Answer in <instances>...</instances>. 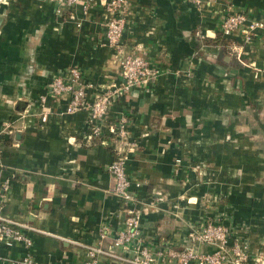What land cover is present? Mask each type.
Segmentation results:
<instances>
[{
	"label": "crops",
	"instance_id": "obj_1",
	"mask_svg": "<svg viewBox=\"0 0 264 264\" xmlns=\"http://www.w3.org/2000/svg\"><path fill=\"white\" fill-rule=\"evenodd\" d=\"M104 1L81 0L58 13L54 1L0 0L3 215L31 237L42 264H84L90 247L106 252L98 254L100 264H132L133 248L115 243L127 214L108 169L124 148L109 125L126 113L137 143L126 169L156 264H179L169 251L181 250L192 226L205 220L234 228L230 244L237 237L250 249L243 264H264V29L250 39L242 29L221 32L229 13L263 19L264 0H207L201 7L126 0L118 48L106 43ZM134 53L160 74L111 97L99 140H85L86 110L64 113L68 97L49 98L43 121L40 96L56 75L80 68L92 99L120 83V62ZM25 251L22 243L0 242V264Z\"/></svg>",
	"mask_w": 264,
	"mask_h": 264
},
{
	"label": "built area",
	"instance_id": "obj_2",
	"mask_svg": "<svg viewBox=\"0 0 264 264\" xmlns=\"http://www.w3.org/2000/svg\"><path fill=\"white\" fill-rule=\"evenodd\" d=\"M57 2L61 7L57 9L62 13V8H72L81 0H49ZM197 7H201L207 0H189ZM94 0H89V3ZM107 10V20L105 23L106 43L112 48L122 45L124 32L128 25L127 13L129 3L126 0H105ZM72 18H75L72 15ZM245 31V36L250 39V35L256 30L264 29V18L255 19L244 12L229 13L221 23V32L225 36H232L237 30ZM237 51L238 60L246 64L242 58V47L234 48ZM119 84H115L110 91L95 98H89L86 85L82 81L80 68L71 66L64 74L56 75L52 82L47 86V91L42 93L40 101L44 112L42 119H47L49 108L46 105L48 99L59 101L61 98L68 97L69 104L64 113L74 114L81 110L88 112L86 142L94 143L102 137L101 123L108 117L111 107V97L123 96L134 92L139 87H144L155 80L160 70L153 66L151 62L141 54H126L120 62ZM130 114H120L118 119L111 122L109 132L115 137L116 141L123 142V151L109 165V172L115 178V185L112 193L119 199L127 214L125 228L120 232L116 245L130 246L133 248L132 264H156V258L150 248L145 244V240L140 233V207L135 192L131 189L132 181L127 173V160L129 152L132 151L137 143L130 139L129 125ZM137 186H139L137 184ZM8 187V183H5ZM159 194H161L159 192ZM234 228L231 226L215 223L210 220L201 221L192 226L188 235V242L181 250L169 251L171 261L179 264H243L249 255V246L239 238H233ZM0 242L7 247L22 243L26 247L25 253L18 259L8 260V264H42L38 262L32 251L31 237L22 228L14 226L13 222L6 218L0 210ZM214 245L216 250L212 253H205L199 249V245ZM104 254L99 248L90 247L88 259L84 264H100L97 256Z\"/></svg>",
	"mask_w": 264,
	"mask_h": 264
},
{
	"label": "trees",
	"instance_id": "obj_3",
	"mask_svg": "<svg viewBox=\"0 0 264 264\" xmlns=\"http://www.w3.org/2000/svg\"><path fill=\"white\" fill-rule=\"evenodd\" d=\"M225 36V35H224ZM131 117V116H130ZM131 119V118H130Z\"/></svg>",
	"mask_w": 264,
	"mask_h": 264
},
{
	"label": "rangeland",
	"instance_id": "obj_4",
	"mask_svg": "<svg viewBox=\"0 0 264 264\" xmlns=\"http://www.w3.org/2000/svg\"><path fill=\"white\" fill-rule=\"evenodd\" d=\"M262 159H263V157H262Z\"/></svg>",
	"mask_w": 264,
	"mask_h": 264
}]
</instances>
